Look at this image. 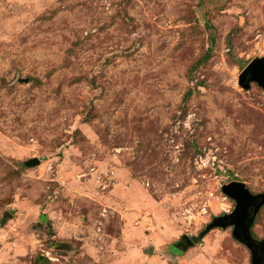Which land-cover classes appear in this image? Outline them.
Here are the masks:
<instances>
[{
  "label": "rangeland",
  "instance_id": "1",
  "mask_svg": "<svg viewBox=\"0 0 264 264\" xmlns=\"http://www.w3.org/2000/svg\"><path fill=\"white\" fill-rule=\"evenodd\" d=\"M262 58L264 0H0V264H252L202 234L264 194Z\"/></svg>",
  "mask_w": 264,
  "mask_h": 264
},
{
  "label": "water",
  "instance_id": "2",
  "mask_svg": "<svg viewBox=\"0 0 264 264\" xmlns=\"http://www.w3.org/2000/svg\"><path fill=\"white\" fill-rule=\"evenodd\" d=\"M251 84H256L264 90V58L252 61L241 73L239 85L244 90H249ZM40 165L38 159L24 163L26 168H35ZM223 194L236 203L233 213L214 219L202 234L204 237L216 228H234V238L246 246L252 254V264H264V243L253 239L251 227L260 209L264 207V194L254 196L246 189L243 183L233 182L222 188ZM188 245L193 243L187 237L183 238Z\"/></svg>",
  "mask_w": 264,
  "mask_h": 264
},
{
  "label": "built area",
  "instance_id": "3",
  "mask_svg": "<svg viewBox=\"0 0 264 264\" xmlns=\"http://www.w3.org/2000/svg\"><path fill=\"white\" fill-rule=\"evenodd\" d=\"M210 156L209 154H205L204 156H199L197 163H200L202 167H205L209 165Z\"/></svg>",
  "mask_w": 264,
  "mask_h": 264
},
{
  "label": "flooded vegetation",
  "instance_id": "4",
  "mask_svg": "<svg viewBox=\"0 0 264 264\" xmlns=\"http://www.w3.org/2000/svg\"><path fill=\"white\" fill-rule=\"evenodd\" d=\"M181 245H184V244H181Z\"/></svg>",
  "mask_w": 264,
  "mask_h": 264
}]
</instances>
